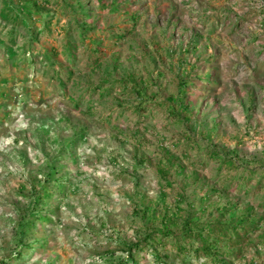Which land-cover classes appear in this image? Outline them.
Returning a JSON list of instances; mask_svg holds the SVG:
<instances>
[{
  "label": "rangeland",
  "instance_id": "1",
  "mask_svg": "<svg viewBox=\"0 0 264 264\" xmlns=\"http://www.w3.org/2000/svg\"><path fill=\"white\" fill-rule=\"evenodd\" d=\"M113 1L107 9L90 4L88 21L97 20V31L85 43L97 45L106 55L101 69L90 67L83 46L77 52L72 81L63 88L47 78L46 68L35 74L26 71L22 81L0 80V90L5 91L0 113L6 115L0 118V264H123L126 248L140 238V229H162L159 220L149 223L145 218L153 210L157 216H173L171 229L182 234L185 220L192 222L191 227L218 220L235 222L255 208L259 199L264 201V189L258 197L243 192L237 195L232 189L218 193L210 202L212 207L237 205L234 217L232 210L223 216L212 207L201 212L199 198L204 195L199 190L192 192L194 172L181 155L182 147H190L186 155L198 159L203 156L198 146L212 143L221 154L231 150L243 168L258 169L261 179L264 0H105V5ZM67 18L56 15L51 35L38 36L37 52L45 47L63 48ZM63 27L66 30L57 35L56 30ZM190 66L198 74L190 80L186 99L195 114L191 129L189 121L167 115ZM209 68L213 70L207 76ZM49 71L52 75V68ZM8 74L15 72L9 70L0 48V75L3 79ZM106 76L114 83H147L148 95H154L151 111L137 132L127 118L138 103L134 96L117 92L101 99V104L93 100L90 114L86 103H75L87 92V85H97ZM121 108L123 116L117 115ZM97 112H111L113 124L100 121ZM191 133L196 146L191 141L181 143L182 147L172 145ZM142 137L143 144L137 146ZM160 147L164 149L158 150ZM54 166L57 171L49 178ZM215 169L213 162H207L208 176L199 174L200 180L213 181ZM45 178L58 182L50 183L51 198L35 202L30 190L33 185L39 188ZM178 197L183 198L175 210H166L165 204L176 203ZM36 203L51 222L38 223L30 233L19 232L17 223ZM254 210V217L246 222L249 233L241 242L228 241L225 250L234 255L226 258L228 264H264V216L257 222L262 214ZM28 217L31 221L32 215ZM253 226L255 230L250 232ZM187 239L190 249L201 247L203 240L196 236ZM171 244L168 239L166 252ZM18 250L22 254L16 259ZM134 257L135 264H153L151 254L136 252ZM165 261L189 264L187 256L178 257L173 251ZM192 264L207 263L199 259Z\"/></svg>",
  "mask_w": 264,
  "mask_h": 264
},
{
  "label": "trees",
  "instance_id": "2",
  "mask_svg": "<svg viewBox=\"0 0 264 264\" xmlns=\"http://www.w3.org/2000/svg\"><path fill=\"white\" fill-rule=\"evenodd\" d=\"M93 2L97 3L101 9H107L114 4L113 1L105 5V0H0V48L3 50V55L6 63L9 65V70L15 72V74L4 76L3 79L0 75L1 82L8 83L16 79L22 81V77L26 79V71L29 70L35 74L41 68H46L44 74L47 78L48 76L49 78L51 77L54 83L56 82L63 88L65 82L72 81L75 73L77 52L81 47H87L84 48V50L86 49V57L89 60L88 62H90L88 63L90 67L101 69L103 65L101 59H105L106 55L100 51V47H97V45L88 47L85 43L86 38H88L91 33L95 34L97 31V20L88 21L92 14V7L90 4ZM56 15H65L68 17L66 19L68 23L67 30L65 27L56 30L57 35L62 34V32L66 30V41L65 44L61 46L63 48L57 49L54 46L45 47L42 52H37L34 46L39 43L38 36L43 33L51 35ZM131 20L135 26L136 22L133 21L135 20L134 15ZM130 32H128V34ZM112 35L114 39L118 41L121 40L120 35H114V33H112ZM17 51L22 52L27 58L18 57ZM94 55L97 56L93 57ZM50 68H52V75L49 71ZM190 70L192 73L191 71L187 72L186 75L180 79L179 97H176L169 106L167 115L172 119H181L185 122L189 121V128L191 129L190 125L193 126L192 116H195V114L194 111L189 108L186 99L190 95V87L192 86L190 80L198 76V74L196 71H193L195 70V66ZM212 70V68L208 69L207 76L212 74ZM75 82L79 83L80 81L77 80ZM148 88L147 83L138 84V82L135 81L126 83V81L120 80L114 83L106 76V78H102L97 85H87V92L78 96V98L75 99L76 102H74L86 103L87 112L90 114L94 109L95 103L91 102L93 100H99L101 104L103 102L100 101L101 99L114 93L116 94L117 92H120L122 95H127V97L134 96L138 100V103L132 107V113L127 118L133 121L129 122V124L131 123L137 132V130L140 129L139 127L143 126V121L147 119L149 115L147 113L151 111H148V108H150V98L154 95H148ZM4 96L5 91L2 89L0 90V99H3ZM171 100H173V98ZM121 110L122 111L117 115L123 116L125 110H123V108H121ZM98 115L100 121H104L109 125L113 124L111 112L98 113ZM4 116H6L4 113H0L1 119H4ZM194 138L193 133H191L187 136H180L179 139H175L171 143L175 147H179L181 143L186 144L191 141L192 146H196L197 141H194ZM143 140L144 137L137 139V146L142 145ZM215 146L216 145L212 143H207L204 146L199 145L198 149L203 156L198 157V159H189L190 156L186 154L191 152V148L181 146V155L187 160L186 165H190V169L194 172L192 184H190L192 192L194 190H199L204 195L199 198L201 212H206L212 207L210 200L217 196L218 193L220 194L221 192L232 191V189H234L238 192L237 195L243 192L245 195L258 197V195L261 194V190L264 189V173L261 175L259 174V176H261L260 179L257 175L258 169L243 168V165L237 163V157H233L234 154L231 153V150H225L224 153L221 154L217 151L218 149H216ZM162 149L164 148L160 147L158 150ZM65 150H67V148ZM165 151L170 153L168 149H165ZM173 159L178 161V157H174ZM207 162H213L216 166L214 180L210 181L212 184L209 181H201L199 178V174H205V177L208 176L206 171ZM186 165H184V167ZM193 167L195 168L193 169ZM52 168L53 169L49 172V178L57 171L56 166ZM244 171H247V175H245ZM49 178H45L41 184L39 183V188H37L38 185L32 186L30 192L33 197H36L35 199L37 200L35 202L44 198H51L53 190L50 189V183L53 182L55 184L58 181H51ZM252 182L256 183L255 188H251ZM182 198L183 197H178L176 203H171L169 206L165 204V209L174 211L175 209L173 208L178 206L177 202L179 204L181 203ZM262 201L260 202L259 199V201L253 205L256 211L262 214L257 219V222H260L264 216V201ZM32 207L33 208L26 212L17 223V230L19 232H32L35 231L34 229L37 228L36 226L38 223L51 222V218L43 212L44 210L37 208V203L36 206ZM212 208L213 211L222 213L221 216L232 210V217H234L233 210L236 211L238 206L226 204L222 206L216 205ZM253 208L251 207L246 210L240 215L238 221L235 222L221 223V221L218 220L215 224L197 223L195 226L191 227L192 222L185 220L183 222L184 230L182 234H178L171 229L175 221L173 216L166 215L165 213H161L157 216L158 213L153 210L149 217L145 218L149 223H154L159 220L162 229H140V238L136 242H132L129 247L126 248V260L121 261V263L135 264V253L144 252L152 255L153 264H168L165 260L171 258V252L173 251L178 257L187 256L189 258V264L199 259L207 264H228L229 262L226 258L233 259L234 257V255L228 254L225 250L228 248V241L232 242V244L241 242V238L249 233L246 222L251 221L254 217L255 208ZM30 214L32 215L31 221L28 217ZM249 228L250 232L255 230L254 226ZM225 229H227V231H225ZM228 230L232 233L231 235ZM242 233L243 236H241ZM191 236H196L199 241L203 240L201 247L190 249V246L187 244V238ZM210 237L214 238L211 239ZM168 239H172V244L170 245L171 250H169L170 253L166 252V243ZM25 249L30 250L31 246H26ZM21 254L22 250L16 251L14 258H21ZM1 264L8 263L7 261H2Z\"/></svg>",
  "mask_w": 264,
  "mask_h": 264
}]
</instances>
